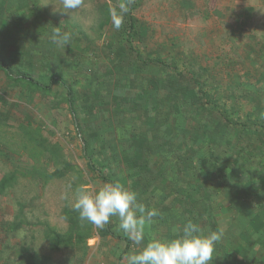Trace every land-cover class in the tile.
<instances>
[{
	"label": "rangeland",
	"instance_id": "rangeland-1",
	"mask_svg": "<svg viewBox=\"0 0 264 264\" xmlns=\"http://www.w3.org/2000/svg\"><path fill=\"white\" fill-rule=\"evenodd\" d=\"M132 2L127 35L120 0L68 13L0 0V264H127L138 246L118 218L98 230L72 208L78 187L107 182L157 210L145 243L168 239L181 205L165 199L193 193L202 232H224L211 264H264V0ZM23 73L66 85L13 80ZM160 152L168 169L150 173Z\"/></svg>",
	"mask_w": 264,
	"mask_h": 264
},
{
	"label": "clouds",
	"instance_id": "clouds-1",
	"mask_svg": "<svg viewBox=\"0 0 264 264\" xmlns=\"http://www.w3.org/2000/svg\"><path fill=\"white\" fill-rule=\"evenodd\" d=\"M132 0H122L119 12L113 10V26L120 29ZM60 10L68 13L81 7L82 0H61ZM71 33L55 27L51 33L54 43L66 47ZM73 211L81 222H87L102 230L113 217L118 218L121 230L134 245L138 246L126 256L127 264H211L215 245L223 237V229L203 233L198 224L186 222L182 234L169 239L145 241V230L158 215L156 209H148L138 201L135 191L118 182H107L95 191L84 187L75 190ZM21 233V238H23Z\"/></svg>",
	"mask_w": 264,
	"mask_h": 264
},
{
	"label": "crops",
	"instance_id": "crops-1",
	"mask_svg": "<svg viewBox=\"0 0 264 264\" xmlns=\"http://www.w3.org/2000/svg\"><path fill=\"white\" fill-rule=\"evenodd\" d=\"M50 75L51 74H49V76ZM49 76H48V79H49ZM54 82L52 84H54ZM160 158H162L161 161H160ZM149 160L150 161H148L147 168H148V171L150 170V173L160 174L161 170L163 171L164 168H167L168 162L163 160L162 152L159 153V160L158 161L154 156H152V157L150 156ZM172 161H173L172 165H174V162L177 161V157L175 156V158ZM170 164H171V161H170ZM177 169L181 170L182 167H178ZM182 170H184V169H182ZM166 181H168V180H166ZM181 198L175 196V197H168L165 199L167 205H169L170 203L172 205H175V204H178V206L181 205L178 208H172V206H171V208H169L167 210L169 213L166 214V218H167L165 220L166 222L161 227L163 229L162 234L164 236L168 237V239L172 238L174 236H177V235H181L182 234V228L186 222H189V221L194 222V223L198 224L200 228L202 226V224H201L202 216L200 215V213H201V211H200V208H201L200 207V205H201L200 198L195 197V195L193 193L190 196L189 195L188 196L183 195ZM174 201H176V202H174ZM212 203H214V200L211 201V199H209L208 200V206L212 205ZM253 215L254 214H251L248 216L244 215L243 217H246V218L247 217L248 218L254 217ZM206 218L209 219L210 215H208ZM209 221H210V219L208 220V222ZM212 226L213 225H207V232L212 231L211 230ZM260 229L264 231L263 227H260ZM262 237L264 238V235ZM254 259H255V257H254ZM263 259H264V256H263ZM243 262H245L244 259H243Z\"/></svg>",
	"mask_w": 264,
	"mask_h": 264
},
{
	"label": "trees",
	"instance_id": "trees-1",
	"mask_svg": "<svg viewBox=\"0 0 264 264\" xmlns=\"http://www.w3.org/2000/svg\"><path fill=\"white\" fill-rule=\"evenodd\" d=\"M122 2V0H120V3ZM132 10H133V2L130 4L129 6V11L127 12V14H125L124 16V22L125 23V30L128 32L127 35H131L130 33L134 31L135 29V22L133 20V17H132ZM3 64L0 63V68H3ZM7 73V72H6ZM8 75V73H7ZM14 81H21V80H25L28 84L30 85H34L36 87H39L40 89H43V90H49L50 87H51V84L54 82V81H59L61 84H65L64 81L62 80L61 76L57 73H52L50 76H49V81L47 84H43L41 82H39L37 79H35L33 76L29 75L28 73H23L15 78H13ZM66 85V84H65ZM67 88V94L68 96L70 95V88L65 86Z\"/></svg>",
	"mask_w": 264,
	"mask_h": 264
}]
</instances>
